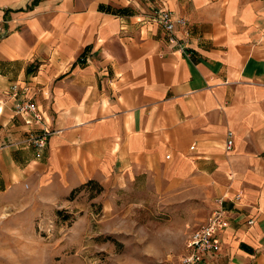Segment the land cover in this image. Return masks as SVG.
Listing matches in <instances>:
<instances>
[{"label":"crops","instance_id":"crops-1","mask_svg":"<svg viewBox=\"0 0 264 264\" xmlns=\"http://www.w3.org/2000/svg\"><path fill=\"white\" fill-rule=\"evenodd\" d=\"M161 7L174 43L149 21ZM0 30V206L139 170L159 180L172 161L227 214L205 264H262L264 0H0ZM11 85L42 124L13 116ZM43 126L56 132L36 159L19 142Z\"/></svg>","mask_w":264,"mask_h":264},{"label":"rangeland","instance_id":"rangeland-1","mask_svg":"<svg viewBox=\"0 0 264 264\" xmlns=\"http://www.w3.org/2000/svg\"><path fill=\"white\" fill-rule=\"evenodd\" d=\"M172 166L159 180H90L51 206H0V264H180L216 203L210 181L175 180Z\"/></svg>","mask_w":264,"mask_h":264},{"label":"built area","instance_id":"built-area-1","mask_svg":"<svg viewBox=\"0 0 264 264\" xmlns=\"http://www.w3.org/2000/svg\"><path fill=\"white\" fill-rule=\"evenodd\" d=\"M149 21L159 25L163 31L168 35V43H174L169 36L173 29L174 22L170 18V13L163 7L152 12ZM1 31V30H0ZM10 96L17 100L12 105V114L19 117L24 125L37 126L42 124V112L37 106L29 101L19 100L16 94V86H10ZM1 111V109H0ZM56 131L47 126L40 127L39 132L33 133L28 131L25 137L20 141L21 146H27L34 149V157L39 159L41 152L46 146L47 138ZM232 145V134L227 131L225 133V140L223 148L229 151ZM192 145L189 150H192ZM168 155L164 156L168 160ZM237 197V196H236ZM215 206L209 212L203 222L193 228L187 236L185 253L181 257L180 264H205L206 260L211 258L213 253L220 248V233L227 226V214L222 208V199H215ZM252 220H246L250 224Z\"/></svg>","mask_w":264,"mask_h":264}]
</instances>
